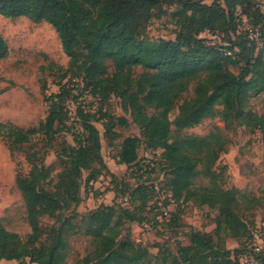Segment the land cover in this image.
I'll return each instance as SVG.
<instances>
[{"label": "trees", "instance_id": "1", "mask_svg": "<svg viewBox=\"0 0 264 264\" xmlns=\"http://www.w3.org/2000/svg\"><path fill=\"white\" fill-rule=\"evenodd\" d=\"M223 1L224 5H207L204 0H0V16L13 20L28 18L55 28L70 58L71 80H82L93 97L122 95L126 99L148 148L160 152L156 164L166 172L169 194L176 203L195 201L199 206H208L219 213L218 233L228 230L233 237L243 235L248 239L240 249L218 252L211 235L191 234L189 246H181L174 258L166 250L165 261L174 264H240L238 258L248 250L251 239L235 211L237 190L222 191L221 184L216 182L219 176L213 173L221 154L228 149L220 128L205 137L173 138L172 134L173 127L178 132L191 130L212 118H220L226 128L239 123L252 132L264 133V114L249 110L250 99L264 93V25L248 13L246 0ZM163 2H177L174 15L179 20L180 33L175 41L154 42L144 35L143 28ZM240 10L251 29L241 31ZM204 33L218 35L222 44L211 45L202 37ZM253 35H258V39H253ZM9 50L0 35V62L7 58ZM231 66L239 68L240 74L231 72ZM136 68L146 71L138 81L133 78ZM192 84L193 97L183 101L179 114L171 120L177 103ZM68 99L69 93L62 90L47 97L51 108L46 132L67 118ZM86 105L81 111L86 121L84 134L80 135L78 147L67 151L63 172L53 188L41 184L47 175L35 165V160L40 159L38 153L28 154L34 168L29 175L18 178L17 186L32 233L24 243L0 222V264L4 260L18 264H67L68 240L75 229L90 237L94 247L77 264H159L161 252L157 256L147 253L134 242L132 232L124 236L121 232L127 223L142 224L156 219L154 186L123 189L112 182L118 192L114 203L81 217V226L73 224V219L51 230L42 226V219H56L65 208L81 204L79 181L84 170L94 171L89 183L107 177L108 167L101 157L100 133L95 126L99 115L97 111L86 113ZM150 109L155 111L152 116L147 113ZM122 124L128 121L123 119ZM8 131L15 144L30 141L29 133ZM141 143L138 137L127 138L119 152V162L129 168L137 167ZM139 171L143 172V168ZM200 177L212 179L211 187L202 192L195 188ZM127 195L131 197L130 208L117 204L118 198L123 200ZM165 205H169L168 199ZM173 222L171 215V220L160 226L171 233ZM259 259V264H264V257Z\"/></svg>", "mask_w": 264, "mask_h": 264}, {"label": "rangeland", "instance_id": "2", "mask_svg": "<svg viewBox=\"0 0 264 264\" xmlns=\"http://www.w3.org/2000/svg\"><path fill=\"white\" fill-rule=\"evenodd\" d=\"M170 3L163 2L155 9L153 17L143 28L144 35L149 40L158 42L177 39L180 27L177 26L179 20L174 13L178 4ZM203 3L224 5L223 0H204ZM246 4L248 13L264 25V0H246ZM241 13V10L238 11L243 19L241 31L251 29L250 23L244 20ZM0 35L7 41L10 49L7 58L0 62V222L7 230L18 234L24 243L28 241L32 231L17 180L20 176L31 173L34 164L28 160V154L36 152L40 159L35 160V165L43 168L47 175L41 184L50 189L58 183L67 160V151L77 148L80 135L84 134L86 121L81 117L84 103L98 112L99 119L95 121V126L100 133V153L108 167V174L101 178L97 186H93L88 180L94 171L84 170L79 181L81 204L65 208L56 219H42L43 228L51 230L68 219H73V224L77 227L81 226V217L101 206L114 203L118 192L112 194L110 187L115 189V183L120 184L123 189L127 186H154L156 192L153 200H160L170 193L166 172L156 164L160 160V152L148 148L143 130L135 123L127 108L126 99L122 95H111L104 99L93 97L82 80H71L73 73L70 70V58L65 54L61 39L52 25L46 22L35 23L28 18L13 20L0 16ZM202 37L207 38L211 44H222V38L218 35L204 33ZM252 38L256 40L257 35ZM229 70L240 74L237 67L231 66ZM113 71L111 68L110 72ZM145 72L142 68H136L133 78L138 81ZM61 90L69 93L66 103L67 118L58 121L52 131L46 132L45 124L51 108L47 97L59 94ZM193 95L194 84L190 85L188 93L177 103L171 120L179 114V106L183 101ZM218 110H222V107H218ZM249 110L257 115L264 114V93L250 99ZM147 113L152 116L155 111L150 109ZM123 119L128 124L123 125ZM112 125L114 126L110 130ZM216 127L220 128L227 139L228 149L221 154L213 173L219 176L216 182L221 184L222 191L237 190L238 203L235 211L251 236V231L264 229V133L260 130L252 132L239 123L226 128L220 118H212L204 120L191 130L178 132L173 127L172 134L173 138L177 135L205 137ZM8 130L29 133L30 141L15 144L14 137ZM129 137H138L142 141L139 165L133 168L121 164L118 159L122 144ZM138 168H143V172L138 173ZM199 170L202 171L203 168L199 167ZM211 184V178L200 177L195 182V188L202 192L211 187ZM117 204L128 207L120 198ZM152 204L149 203L150 208ZM171 212L175 223L171 225L169 236L164 233L163 228L141 232L136 223L125 224L121 228L122 235L134 231L135 240L141 239V243L136 244L143 250L154 256L161 252L159 264H174V261H165L166 250L169 252L166 254L174 258L181 246H189V236L194 233L211 235L218 252L235 251L242 248L248 240L243 235L233 237L228 230L218 233L219 213L208 206H199L195 201L175 202ZM68 242L70 256L67 264H77L94 250L92 239L79 229L71 232Z\"/></svg>", "mask_w": 264, "mask_h": 264}, {"label": "built area", "instance_id": "3", "mask_svg": "<svg viewBox=\"0 0 264 264\" xmlns=\"http://www.w3.org/2000/svg\"><path fill=\"white\" fill-rule=\"evenodd\" d=\"M244 20H247L246 17H244ZM257 35V39H258ZM211 44V43H210ZM216 45V44H211ZM86 113H95V109L91 106L86 105L84 107ZM103 179V178H102ZM99 179L97 182L92 183L93 186H97L99 184ZM112 194L116 193V190L114 188H111ZM117 195V194H116ZM169 200V205L166 206L165 202L166 200ZM124 205L130 207L131 206V197L129 195L125 196L123 199ZM156 206H157V212L158 215L156 219L144 222L142 224H136V227L141 230V232H151L157 228H161L160 224H163L165 221L171 220V207L175 204V200L173 199L171 194H166L164 198L160 200H155ZM164 233L169 236V231H164ZM251 239L248 243V250L241 254L238 258L240 264H259V256L264 257V229L263 228H257L255 231H251ZM132 238L134 242L141 243V239L135 240V232L132 231Z\"/></svg>", "mask_w": 264, "mask_h": 264}, {"label": "crops", "instance_id": "4", "mask_svg": "<svg viewBox=\"0 0 264 264\" xmlns=\"http://www.w3.org/2000/svg\"><path fill=\"white\" fill-rule=\"evenodd\" d=\"M11 262H14V261H2L1 264H4V263H11ZM17 263V262H16Z\"/></svg>", "mask_w": 264, "mask_h": 264}]
</instances>
